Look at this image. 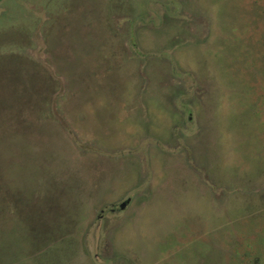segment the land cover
<instances>
[{"label": "rangeland", "instance_id": "1", "mask_svg": "<svg viewBox=\"0 0 264 264\" xmlns=\"http://www.w3.org/2000/svg\"><path fill=\"white\" fill-rule=\"evenodd\" d=\"M0 264H264V0H0Z\"/></svg>", "mask_w": 264, "mask_h": 264}, {"label": "water", "instance_id": "2", "mask_svg": "<svg viewBox=\"0 0 264 264\" xmlns=\"http://www.w3.org/2000/svg\"><path fill=\"white\" fill-rule=\"evenodd\" d=\"M125 204H126V203L123 204V207H125Z\"/></svg>", "mask_w": 264, "mask_h": 264}]
</instances>
